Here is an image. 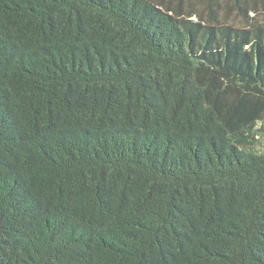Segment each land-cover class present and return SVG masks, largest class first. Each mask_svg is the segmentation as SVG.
Returning a JSON list of instances; mask_svg holds the SVG:
<instances>
[{"label":"trees","instance_id":"1","mask_svg":"<svg viewBox=\"0 0 264 264\" xmlns=\"http://www.w3.org/2000/svg\"><path fill=\"white\" fill-rule=\"evenodd\" d=\"M0 264H264V0H0Z\"/></svg>","mask_w":264,"mask_h":264}]
</instances>
